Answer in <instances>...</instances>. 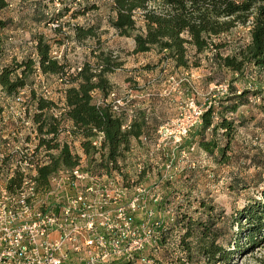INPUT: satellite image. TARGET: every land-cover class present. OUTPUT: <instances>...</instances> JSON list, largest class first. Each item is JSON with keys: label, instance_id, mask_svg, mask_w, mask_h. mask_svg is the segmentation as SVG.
<instances>
[{"label": "rangeland", "instance_id": "1", "mask_svg": "<svg viewBox=\"0 0 264 264\" xmlns=\"http://www.w3.org/2000/svg\"><path fill=\"white\" fill-rule=\"evenodd\" d=\"M6 1L8 8L0 12V21L6 24L4 28H0V44L5 50L2 64L6 65L13 58L22 59L31 54L30 38L33 34L45 36L50 41L51 51L63 57L69 69L86 62L95 63L94 57L100 53L111 54L116 57V61L122 63L120 70L107 76L116 95L123 98L125 93L130 92L136 105H148L152 100L159 108L158 124L174 119L181 109H187L190 104L201 107L210 103L219 111V104L230 92V87L237 90L236 95L243 90L251 91L245 98L248 103L228 116L233 119L235 133L224 160L219 152L225 144L222 132L213 135L208 130L204 133L205 141L214 140L217 145L214 155H210L198 146L199 136L192 138L194 130L198 128L195 127L179 148L169 145L167 140L159 149L139 144V159L134 161L135 166L129 173L125 172L124 178L144 186H159L158 192L163 201L157 207L154 206V209L156 216L164 220L171 231L168 230L166 242L159 246L157 252L144 250L143 255L151 257L154 264H183V260L186 261L183 248L179 249V241L183 239L186 230L173 224L183 221L184 226L188 220L195 225L208 223V207L212 209L210 219L214 225L210 228L217 233L216 244L231 254L228 264H264V229L256 236L255 244L248 243V233L254 225L249 224L243 215L250 207L259 206L264 216V77L246 67L245 78L234 82L236 76L212 65L211 53L201 55L199 68L174 69L168 64L164 68L158 66L151 71L144 70L147 65H155L157 57L154 53L131 55L133 41L117 36L109 26L108 19L114 17L111 12L112 0ZM93 7L95 10H91ZM67 9L69 12L66 13ZM53 20L60 25L62 35L49 27ZM73 26L97 28L99 41L87 40L79 44L74 42ZM214 41L227 42L220 53L231 54L248 43V26H238L230 34ZM42 86L51 91V101L57 107L62 106V86L56 81V77L33 75L23 90L28 97L30 117L34 108L29 101V90L40 95ZM255 91L260 93L255 96ZM149 95L153 97L149 98ZM4 107L0 95V121L6 117L2 130L12 126V116L7 115L8 110ZM13 108L18 107L14 105ZM213 121L219 120L215 121L213 118ZM19 130L29 140L36 138L32 129L22 130L20 127ZM153 136L154 141L156 135ZM192 146L194 150L188 151ZM72 150L77 153L80 147L76 145ZM151 150L154 152L150 158ZM171 160L172 178L168 180L163 176L165 165ZM136 165L139 168L136 169ZM128 194L130 195L129 192ZM236 218L239 220H235ZM195 225L193 230L197 231ZM197 237L195 232L184 243L188 242L191 249H194ZM192 263L205 264L198 256L193 257Z\"/></svg>", "mask_w": 264, "mask_h": 264}, {"label": "trees", "instance_id": "2", "mask_svg": "<svg viewBox=\"0 0 264 264\" xmlns=\"http://www.w3.org/2000/svg\"><path fill=\"white\" fill-rule=\"evenodd\" d=\"M8 6L6 0H0V12L6 10ZM65 12H69V9ZM111 12L114 17L108 19L109 26L117 36L133 41L131 55L148 53L156 55L157 63L147 65L144 68L146 71L158 66L164 68L168 64L174 69L199 68L201 55L211 53L212 65L236 76L234 82L245 78L246 67L252 68L264 77V0H112ZM5 26L6 24L0 21V28ZM238 26L244 28L248 26V43L235 49L231 54L221 55L220 49L228 43L225 41L215 43L214 39L219 40L221 36L230 34ZM96 29L92 26L86 28L73 26L72 38L78 44L87 40L99 41ZM53 31L63 34L60 25ZM30 39L32 53L20 60L13 58L6 65L2 64L5 50L0 44V89L5 96L17 95L28 86V80L36 75L37 71L40 75L55 76L56 80H61L63 94L61 107L29 90V101L34 108L31 121L36 131V151L47 156L45 164L37 168L36 182L39 186L46 185L48 178L58 170L79 166L81 156L60 140L66 125L69 135L72 140L78 142L81 154L85 157L83 166L85 169L107 170L109 164L115 166L117 160L123 159L132 140L140 142V138L145 136L152 140L158 127L163 124H158L155 116L138 109L136 102L132 100L127 102L126 108L119 114L112 110L111 103H106L109 95L115 92L107 76L122 67V63L116 61V57L100 53L94 57L95 63L86 62L69 69L63 57L59 60L53 57L52 46L45 36L33 34ZM133 91L137 92V89ZM250 92L243 90L236 95L237 90L230 87V92L219 104L220 110L217 109L218 122L213 121L215 108L210 107L203 113L201 124L197 126L192 136L200 137L197 143L200 149L214 155L217 145L214 140L205 141L204 133L208 130L213 135L222 132L225 144L219 152L224 160L225 152L229 150L232 135L235 133L233 119L228 116H232L241 105L248 103L245 98ZM94 93L99 95L100 105L96 104ZM258 93L260 91H255L253 95L256 96ZM151 97L153 95H149V98ZM123 99L128 100L126 94ZM128 109H132L133 118L127 126L128 129L122 130L129 121ZM55 112L58 113L57 116ZM98 136H101L102 140L96 148L93 142ZM162 201L161 197L160 202ZM160 202L151 203L147 207L154 215L149 225L152 226L156 222L161 225L159 228L154 227L153 232L157 240L152 243L153 250L159 249V246L166 242L168 230L171 231L170 228L163 229L165 221L156 216L154 206L157 207ZM207 210L208 223L195 225L188 220L184 226L183 221L173 224L186 230L183 239L179 241V244L181 243L179 249L183 248L184 258L186 256L183 264H193L192 259L195 256L202 258L205 264L229 262L231 254L216 244L217 233L210 228L214 225L210 219L212 209L208 207ZM261 213L259 206H255L243 214L249 224L254 225L248 233V243L255 244L256 236L264 229V216ZM134 220L138 225L143 224L146 221L144 213H136ZM194 225L197 231L193 230ZM195 232L198 234L197 246L191 249L190 244L184 243V240L194 236ZM113 264H135V261H120Z\"/></svg>", "mask_w": 264, "mask_h": 264}, {"label": "built area", "instance_id": "3", "mask_svg": "<svg viewBox=\"0 0 264 264\" xmlns=\"http://www.w3.org/2000/svg\"><path fill=\"white\" fill-rule=\"evenodd\" d=\"M58 26L57 21L49 25L52 30ZM52 55L61 59L54 51ZM37 74L40 75L38 71ZM56 81L61 85V80ZM39 91L44 99L51 100L50 90L42 86ZM125 94L127 101L115 92L106 100L117 114L133 100L130 92ZM0 95L7 115L12 116V126L6 130H2L6 117L0 121V264H112L120 261L154 264L143 252L147 248L153 250L152 243L157 240L154 227L161 226L157 222L149 225L154 215L147 209L151 203L161 200L158 184L145 187L124 179L130 171L124 169L123 159L104 170L83 168L85 159L81 157L79 166L60 169L48 178L46 185L39 186L37 168L45 164L47 156L36 151V138L29 140L19 130L20 127L32 129L36 135L29 115L28 97L23 90L14 96H5L0 89ZM93 97L100 105L96 93ZM14 105L18 108H13ZM211 106L216 110L213 118L217 121L214 105L190 104L174 119L158 127L154 141L145 136L140 142L159 149L167 140L169 145L181 147ZM127 113L129 121L122 130L128 129L133 118L132 109ZM67 128L66 125L60 140L72 150L79 144L72 140ZM101 140L98 136L93 142L96 148ZM189 150L193 151L194 147ZM153 152H149L150 158ZM164 172L163 177L171 179L172 160L165 165ZM138 212L144 213L146 219L141 225L134 220ZM163 229H167V223ZM157 251L154 249L152 253Z\"/></svg>", "mask_w": 264, "mask_h": 264}, {"label": "crops", "instance_id": "4", "mask_svg": "<svg viewBox=\"0 0 264 264\" xmlns=\"http://www.w3.org/2000/svg\"><path fill=\"white\" fill-rule=\"evenodd\" d=\"M17 60H20L17 59ZM6 64H8L6 62ZM96 97H98L99 99V95L97 94ZM62 97H61V101H62ZM136 107L139 109H141L142 111L144 110L146 113L150 114V116H155L156 117V120H160L159 119V115H160V112L158 111L159 108H157V106L149 101L148 105L145 103L143 105H136ZM139 144H141L139 141L137 140H132L131 143H130V148H129V151L127 153L124 154V157H123V166L124 168L129 171L133 166H135V163L134 161L135 160H138L140 156V149H139ZM80 152V153H79ZM79 152H77L81 157H82V160L85 159V157L82 156L81 154V151L79 150Z\"/></svg>", "mask_w": 264, "mask_h": 264}]
</instances>
